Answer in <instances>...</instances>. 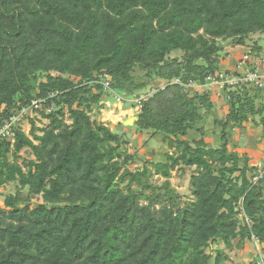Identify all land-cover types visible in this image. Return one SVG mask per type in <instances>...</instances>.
Masks as SVG:
<instances>
[{"label":"trees","instance_id":"16d2710c","mask_svg":"<svg viewBox=\"0 0 264 264\" xmlns=\"http://www.w3.org/2000/svg\"><path fill=\"white\" fill-rule=\"evenodd\" d=\"M257 34L264 0H0V126L39 98L33 112L48 123L28 117L27 135L0 139V189L18 187L0 193V264H224L219 244H264V176L255 180L264 144L255 164L230 149L234 130L264 127V88L224 90L210 147L202 125L215 95L186 87ZM152 90L134 127L172 152L132 172L128 142L90 115L118 94L126 104ZM186 168L192 200L181 204L169 179Z\"/></svg>","mask_w":264,"mask_h":264},{"label":"rangeland","instance_id":"374dc122","mask_svg":"<svg viewBox=\"0 0 264 264\" xmlns=\"http://www.w3.org/2000/svg\"><path fill=\"white\" fill-rule=\"evenodd\" d=\"M258 43L261 46V55L264 57V34L252 35L249 37L248 42L245 46H242L240 50H231L230 56L223 59L221 62L222 70H236V64L241 59L244 52H249L252 46ZM222 46L225 48L226 45L223 43ZM226 50V48H225ZM180 53L176 52L172 54V57H179ZM160 85V84H159ZM158 82L154 83L153 86H159ZM163 85V84H162ZM160 85L159 87H161ZM155 88V87H154ZM191 92H195L193 89H190ZM208 93H214L212 100L215 102L214 108L211 113L205 119V122L202 125V128L206 132V143L210 147L217 145V132L219 131L218 126L215 124V118L220 119L224 116L227 107L225 103V92L213 89L207 91ZM146 93V92H145ZM141 93V94H145ZM119 95V94H118ZM122 96V95H120ZM134 98H128L126 104L119 103L117 100H109L104 102L102 106L93 109L91 113V118L98 120L108 126L110 130L116 132L123 136V139L128 142L125 149L130 154H135L136 161L131 164L128 168L134 172L142 168L143 163L146 160H152L153 162H159L163 160V155L166 152H172L167 149L165 143L161 141L159 137H150L147 134L140 135L136 132L134 124L132 126H125L124 122L129 118L136 117L135 102H132ZM31 118L35 119V125L37 127H45L48 123L40 115L38 116L35 113H31ZM67 123H70L69 120H66ZM255 121L258 122V118H255ZM135 123V122H134ZM20 128L27 135L30 126L27 121L24 120L20 123ZM196 138V137H195ZM198 138V137H197ZM257 148L255 147V145ZM264 144V127H261L258 124H255L254 121H249L244 125V128L240 130H234L230 136V149H238L239 152L247 150L251 152V157H253L252 163L255 164V159L260 160L262 157L259 153H262V145ZM257 151V152H256ZM24 151L21 153L23 158H31ZM264 154V151H263ZM262 163L257 162L256 165ZM194 173L193 169H183V170H173L171 172V178L169 179L170 185L173 188L174 192L178 194L181 204L192 200L191 189H190V177ZM154 184L159 185L163 182V178L159 176H154L152 178ZM18 190L16 184H9L0 189L1 194H15ZM25 195L26 192H23ZM3 197L0 196V204L2 203ZM215 248V246L213 247ZM218 248L224 250V252L229 256V260L224 264H255L257 255L264 256V244H254L246 243L241 248H234L232 250H225L223 244H219ZM259 264H264V261L258 259Z\"/></svg>","mask_w":264,"mask_h":264},{"label":"built area","instance_id":"2783aa9c","mask_svg":"<svg viewBox=\"0 0 264 264\" xmlns=\"http://www.w3.org/2000/svg\"><path fill=\"white\" fill-rule=\"evenodd\" d=\"M98 77L105 89L110 87L108 75L104 74ZM174 83L180 84L179 79L175 80ZM243 85L264 88V57L262 55L251 51L244 52L241 59L236 64V70L234 69L230 71L221 69L217 74L209 75L205 79L203 85L190 80L186 84V87L193 89L197 94H201L203 91L207 92L213 89L223 92L225 89H234ZM160 89L163 90L164 86L160 87ZM155 92V90H152L149 94L139 95L138 98L134 99L133 102L136 104L135 111L138 112L141 103L151 98ZM51 96H53V94L50 95V97ZM117 101L121 103L122 96L117 95ZM43 103H45L44 99H33L28 106L21 107L17 110L15 114L10 116L0 126V139H6L12 144L15 138L16 130H21L25 134V132L20 128V123L26 120L30 126L28 117L35 121V119L31 118V113H34L33 111L35 110H39ZM256 166H258L259 169L255 180L264 176V161ZM252 240L254 244H258L257 240L254 238H252Z\"/></svg>","mask_w":264,"mask_h":264},{"label":"water","instance_id":"95a60500","mask_svg":"<svg viewBox=\"0 0 264 264\" xmlns=\"http://www.w3.org/2000/svg\"><path fill=\"white\" fill-rule=\"evenodd\" d=\"M136 119H137L136 117L129 118L128 120H126L124 122V125L125 126H132L134 124V122L136 121Z\"/></svg>","mask_w":264,"mask_h":264},{"label":"crops","instance_id":"0c3cea01","mask_svg":"<svg viewBox=\"0 0 264 264\" xmlns=\"http://www.w3.org/2000/svg\"><path fill=\"white\" fill-rule=\"evenodd\" d=\"M240 49H241V47H235V48H233V49H232V48H231V49L228 48V49H226V50H227V52H229V53H228V56H230L229 54H230V51H231V50H240Z\"/></svg>","mask_w":264,"mask_h":264}]
</instances>
